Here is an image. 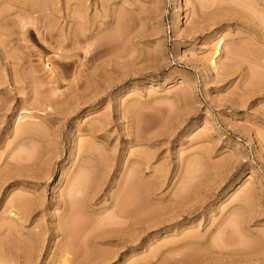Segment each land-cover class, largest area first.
Here are the masks:
<instances>
[{
  "label": "rangeland",
  "instance_id": "1",
  "mask_svg": "<svg viewBox=\"0 0 264 264\" xmlns=\"http://www.w3.org/2000/svg\"><path fill=\"white\" fill-rule=\"evenodd\" d=\"M0 180V264H264V0H0Z\"/></svg>",
  "mask_w": 264,
  "mask_h": 264
},
{
  "label": "bare ground",
  "instance_id": "2",
  "mask_svg": "<svg viewBox=\"0 0 264 264\" xmlns=\"http://www.w3.org/2000/svg\"><path fill=\"white\" fill-rule=\"evenodd\" d=\"M20 1L22 2L23 0H20ZM218 52L219 51H217V53ZM21 136L24 137L25 141H27V143L24 145V148H25V150L28 153V161H30L31 160V153L33 152L34 148H31V143L29 142V141H31L30 135H29V130L28 129H23L21 131ZM87 175L88 174L86 172H84L80 176H78V177H76L74 179V182L72 184L71 191H70V194H69L71 199H74L77 195H79L82 192V188L86 184L85 181L87 179ZM2 183H3V181L1 182V180H0V185ZM15 204H17V202L13 201L11 206L15 207ZM19 215L20 214L14 209L11 210V212H10V216H11V218L14 221L18 219Z\"/></svg>",
  "mask_w": 264,
  "mask_h": 264
}]
</instances>
